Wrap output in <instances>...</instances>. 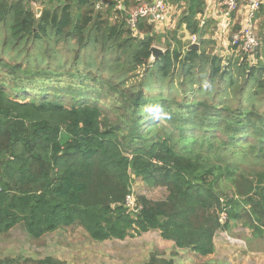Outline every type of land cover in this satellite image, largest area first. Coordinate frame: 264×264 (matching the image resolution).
<instances>
[{"label":"trees","instance_id":"16d2710c","mask_svg":"<svg viewBox=\"0 0 264 264\" xmlns=\"http://www.w3.org/2000/svg\"><path fill=\"white\" fill-rule=\"evenodd\" d=\"M145 1L0 0V235L159 231L207 257L231 223L264 233V67L204 48L205 0H170L183 9L173 33L186 26L201 51L167 37L150 63L156 25L127 22ZM136 178L168 196L131 216ZM146 264L175 262L155 251Z\"/></svg>","mask_w":264,"mask_h":264},{"label":"rangeland","instance_id":"374dc122","mask_svg":"<svg viewBox=\"0 0 264 264\" xmlns=\"http://www.w3.org/2000/svg\"><path fill=\"white\" fill-rule=\"evenodd\" d=\"M35 8H37L38 15V11L42 9L38 5H35ZM177 10L178 14L183 11L179 8ZM178 14H174L173 19ZM168 24H164L158 31L155 29L159 44L155 46L164 51L166 38L175 36L178 39L179 34V32L174 34L173 31H169L170 24L166 27ZM257 33L262 45L254 58L258 60L257 67H264V10L258 15ZM183 45L186 46L187 43L184 42ZM204 45L207 46L208 52L215 53L216 45L213 41H207ZM104 54L106 52L99 47V53H97L99 67L103 64ZM237 54L238 57L244 58L242 52L237 50ZM249 60L253 59L249 58ZM141 78L142 76L133 80L137 81ZM175 85L179 88L177 82ZM131 195L134 198L135 210L130 209L129 211L131 216H135L136 209L140 211L143 209L141 199L163 201L167 198L168 191L166 187H151L141 178H136L132 185ZM214 249V253L207 257L196 255L191 250H179L174 247L173 242L163 240L159 231L143 234L131 231L125 240L95 243L78 225L60 229L37 241H31L20 226L7 235H0L2 264H18L16 261L20 258L23 264H35L33 260L40 261L47 257H53L67 264H146L151 260L155 251L165 259L174 260L175 264H264V233L254 234L253 230L244 224V221L231 223L229 230H220L216 233Z\"/></svg>","mask_w":264,"mask_h":264},{"label":"built area","instance_id":"2783aa9c","mask_svg":"<svg viewBox=\"0 0 264 264\" xmlns=\"http://www.w3.org/2000/svg\"><path fill=\"white\" fill-rule=\"evenodd\" d=\"M264 0H224L223 17L225 19L245 8L247 10V18L242 27L234 32L231 36V44L235 50L242 52L250 59H254L256 53L260 49L261 43L258 38L256 29V17ZM122 9V6L118 7ZM173 10L170 0H156L153 2H145L134 8L128 15V25L135 30L139 21L147 20L149 23L155 24L156 27L168 23L169 14ZM198 38L192 36V42L197 43ZM126 207L130 210H135L134 198L131 193L126 198ZM140 209H136L138 213ZM226 218L223 214L222 219Z\"/></svg>","mask_w":264,"mask_h":264},{"label":"crops","instance_id":"0c3cea01","mask_svg":"<svg viewBox=\"0 0 264 264\" xmlns=\"http://www.w3.org/2000/svg\"><path fill=\"white\" fill-rule=\"evenodd\" d=\"M156 1V0H152ZM146 2V1H145ZM143 2V3H145ZM224 0H205V18L202 21V26H206V34L204 37L205 42H210L213 41V43L216 45L215 53L213 54H218L223 57L224 59V65H229L231 63L236 62L238 54L235 48L231 44V36L234 34V32L238 31L242 25L245 23L246 18H247V10L245 8L241 9L239 12L233 14L231 17L225 19L222 15L223 13V4ZM173 10H171L169 14V21L168 23L170 24V30L169 31H174L177 25V21L179 19V16L181 15L178 14L179 11L177 10V5L173 4L170 1ZM100 4V3H99ZM178 11V12H177ZM178 14V16L173 19L174 14ZM258 15L256 17V29H257V24H258ZM167 24V23H166ZM166 25L167 26H169ZM164 25V24H163ZM163 25H159L156 28V31L161 29ZM178 40L183 41L182 43L184 44L187 43L186 46L189 47L193 44L192 42V36L189 33V31L186 29V26H183L181 30L178 31ZM258 34V33H257ZM197 37V36H196ZM170 38V37H168ZM198 38V37H197ZM199 39V38H198ZM260 43L262 45V42L260 40ZM197 44L200 45V50L201 51V44L199 40L197 41ZM207 44V43H206ZM185 46V47H186ZM206 50L207 46L203 45ZM261 48V46H260ZM258 60L254 58L253 60H249V63L252 66L257 67L258 65L256 64ZM256 64V65H255Z\"/></svg>","mask_w":264,"mask_h":264},{"label":"water","instance_id":"95a60500","mask_svg":"<svg viewBox=\"0 0 264 264\" xmlns=\"http://www.w3.org/2000/svg\"><path fill=\"white\" fill-rule=\"evenodd\" d=\"M98 7L99 8H102L103 7V4L102 3L98 4ZM40 11H42V10H39L38 11V16L40 14ZM189 50H191V51H199L200 50V45L197 44V43H194V44H192L189 47ZM151 53H152V55H151L150 63H154V62H156L159 59V57L162 54H164V50L161 49V48H159V47H157V46H153L151 48Z\"/></svg>","mask_w":264,"mask_h":264}]
</instances>
